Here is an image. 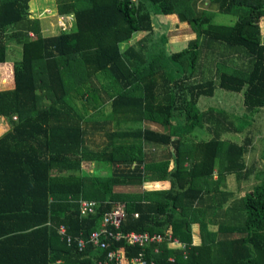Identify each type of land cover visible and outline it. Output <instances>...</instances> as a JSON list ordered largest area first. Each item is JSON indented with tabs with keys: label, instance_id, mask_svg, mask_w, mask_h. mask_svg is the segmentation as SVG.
Wrapping results in <instances>:
<instances>
[{
	"label": "trees",
	"instance_id": "obj_1",
	"mask_svg": "<svg viewBox=\"0 0 264 264\" xmlns=\"http://www.w3.org/2000/svg\"><path fill=\"white\" fill-rule=\"evenodd\" d=\"M198 1L55 0L59 15L73 14L74 29L44 36L31 0H0V64L7 42L19 48L8 66L13 86L0 89L8 125L0 134V264H117L105 261L108 249L136 256L141 248L123 240L79 249L58 231L64 225L66 235L86 236L117 201L123 232L169 234L185 244V255L165 240L148 244L152 264H264V181L234 198L226 186L228 175L248 176L254 133L252 117L244 120L264 107V0H207L216 10ZM215 11L236 19L214 22ZM157 14L189 26L194 36L185 47L167 53L164 33L150 48L122 47L135 33L152 34ZM217 86L242 91L241 118L196 105ZM85 93L89 112L78 100ZM194 130L205 138L192 137ZM243 133L241 144L224 139ZM94 136L101 144L88 145ZM163 179L165 187H142ZM79 198L99 203L80 216Z\"/></svg>",
	"mask_w": 264,
	"mask_h": 264
},
{
	"label": "rangeland",
	"instance_id": "obj_2",
	"mask_svg": "<svg viewBox=\"0 0 264 264\" xmlns=\"http://www.w3.org/2000/svg\"><path fill=\"white\" fill-rule=\"evenodd\" d=\"M46 15L47 17L49 16L50 18L54 17L49 8H46L42 12L39 13L40 17H46ZM55 16H58V14ZM235 19H236V15L232 13H228V12L215 11L213 15V21L219 22V23H232L235 21ZM46 21L47 20H45V22ZM59 21H60V17H59ZM165 23L166 24L164 25V27H162L161 22L159 20L156 21L157 25H154L155 29L152 32V34H148L143 37H135L132 41L135 43L137 42V43L136 44L133 43V45L134 46L140 45L138 44V40H139V43L145 44L147 48H150L151 43L154 41H157L160 35L164 33L167 36V41L165 44L167 53H172V52L181 50L183 47H185L186 41L189 39L188 38L189 32H190L189 26L186 23H182V22L179 25L174 26V27L168 26L169 25L168 23H170L169 21H166ZM62 29H64V25L61 24L59 25L58 29H48V30L45 29V31L47 32L44 34H47L48 36L58 34V33L64 32V30ZM167 29H171V30H167ZM142 34H145V33H142ZM128 44L129 43L127 42L123 44L122 47L126 48ZM6 49H7V56H8V58L6 57V61L8 60V66H11L12 62L15 61V59L17 58V55L19 57V52L13 43L7 42ZM8 66L6 65L5 67L8 69ZM6 77H7V73L5 70H3V77L1 79L4 80ZM78 100H80V102L83 105H85V109L88 112L92 110L93 103L91 99L88 98L87 93L83 94L82 99H78ZM80 102H76V103L78 106L82 107ZM196 105L199 108H205V107L223 108L232 115L240 116V118H241V115L245 113L242 91H239V92L230 91V90L220 88L218 86L215 88L213 95L199 96L197 99ZM108 109H109V106H105L103 110L104 112H106ZM251 117H252V121H251ZM245 118L249 120H244V121H251L252 127H250V129L252 130L255 136V141H256L255 148L257 149V154L260 156L261 160L263 161L264 160V107L260 108L258 112L253 113L252 115L248 114L247 117ZM1 125H2V122H0V129L3 128V125L2 126ZM151 127H155V126H153L152 124ZM163 130L166 132L165 129ZM193 135L201 137V138H205V135H203L202 131L200 130H194V132L192 133V137ZM244 136H245V133L236 134V135L227 134L224 136V139H228L230 141L241 144V142L239 141H241V137H244ZM101 142L102 141L99 138V136L87 137L86 139V143L90 146L99 145L101 144ZM154 152L156 151L151 150L150 156ZM152 157H154L155 159L158 158L157 153H154ZM82 165L85 169L90 167V164H87L86 162L82 163ZM259 178H262V177H259ZM250 179L241 182V179L239 181H236L233 175H228V180L226 183L227 190L233 191L234 195L237 197L241 196V184H243V182H245L246 184V182H248ZM259 182H260L259 180L254 181L253 185ZM152 185L161 186L160 182L154 183ZM138 188L139 187L137 186L135 187H131V186L119 187L118 186V187H114V190L127 192V191L137 190ZM139 189H141V187ZM195 239H197V236Z\"/></svg>",
	"mask_w": 264,
	"mask_h": 264
},
{
	"label": "built area",
	"instance_id": "obj_3",
	"mask_svg": "<svg viewBox=\"0 0 264 264\" xmlns=\"http://www.w3.org/2000/svg\"><path fill=\"white\" fill-rule=\"evenodd\" d=\"M135 1V0H132ZM30 37H34L33 33H29ZM98 201L94 199H77L78 213L80 216L92 213L95 211ZM124 217L123 202H113L108 209L101 213V219L98 226L92 229L86 236L76 235L71 237L66 235L65 226H60L58 231L61 235H65L66 240L70 242L74 239L79 249H83L85 244H90L94 247L104 249L109 246V240L118 241L123 240L126 244L132 246H139L141 249L136 256L127 258L122 250L108 249L105 254V261H114L117 264H152L153 260H148L144 248L150 243H160L165 240L168 248H180L183 255H185L183 242H179L176 238L169 234L164 239L159 233L136 232L133 230L123 232L120 230V223ZM156 251V248L154 249ZM169 260L172 258L169 257Z\"/></svg>",
	"mask_w": 264,
	"mask_h": 264
},
{
	"label": "crops",
	"instance_id": "obj_4",
	"mask_svg": "<svg viewBox=\"0 0 264 264\" xmlns=\"http://www.w3.org/2000/svg\"><path fill=\"white\" fill-rule=\"evenodd\" d=\"M197 5L199 8H207L209 10H216V6L215 5H209L207 3V0H199ZM46 8H49L51 10V13L54 17L50 18L49 16L47 17V15H46V17H40L39 16V13L42 12ZM29 12H30L31 17H37L40 19L42 34L44 36H48L47 34H44L47 32V31H45V29L46 30L58 29L59 25H61V24L64 25V29H62V30H64V32L72 31L74 29L75 23H74L73 14L69 13V14L59 15L57 13V10H56L55 0H31ZM57 14H58V16H55ZM59 17H60V21H59ZM45 20H47V21L45 22ZM158 20L161 22L162 27H164V25L166 24L165 23L166 21L170 22V23H168L169 24L168 26H173V27L177 26L181 23L177 20L175 14L153 15V26L157 25L156 21H158ZM182 23H185V22H182ZM258 26H259V31H260V39L262 42H264V15L259 16ZM154 29H155V26L153 27V31H154ZM167 30H171V29H167ZM58 34H60V33H58ZM58 34H54V35H58ZM54 35H49V36H54ZM145 35L146 34L135 33L132 36V38L128 41V43H129L128 46H133V43H135V42H133L132 40L135 37H143ZM193 36H194V34L190 31L188 38L190 39ZM138 44H141V43H139V40H138ZM14 46H16V45H14ZM16 49L19 50L18 46H16ZM6 65L8 66V60L5 62H2L0 64V89H9L13 86L12 77L9 75V70L5 67ZM3 70H5L7 73V77L4 80L1 79L3 77ZM106 106H109V105L107 104ZM108 110L106 112H108ZM0 122H2V125H3V128L0 129V134H1L2 132H4L7 129L8 125H7V121L5 120V118L3 116H0ZM252 138H253L252 145L250 146V149L246 155V163H247V168L249 170V173H248V176L241 179V182L246 181L250 178L251 179L248 182H246V184H245V182H243V184H241V196H243L247 191L252 189V187L254 186L253 185L254 181H256V180H259L260 182L264 181V160L262 161L260 156L257 154V149L255 148L256 141H255L254 134L252 135ZM259 177H262V178H259ZM227 180H228V176L226 177V183H227ZM158 182H160L161 186H153L152 185V184L158 183ZM167 185H168V181L163 179V180H156V181H153V180L152 181H146L142 184V187H165ZM234 197H235V195H233V198ZM190 231H191V243L197 244L199 242V237H200L199 225L197 222H194L191 224ZM196 236H197V239H195Z\"/></svg>",
	"mask_w": 264,
	"mask_h": 264
}]
</instances>
